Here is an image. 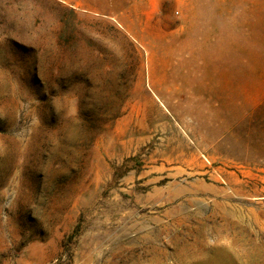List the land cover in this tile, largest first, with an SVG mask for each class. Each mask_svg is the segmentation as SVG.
Here are the masks:
<instances>
[{
    "label": "rangeland",
    "instance_id": "obj_1",
    "mask_svg": "<svg viewBox=\"0 0 264 264\" xmlns=\"http://www.w3.org/2000/svg\"><path fill=\"white\" fill-rule=\"evenodd\" d=\"M0 264H264V0H0Z\"/></svg>",
    "mask_w": 264,
    "mask_h": 264
}]
</instances>
